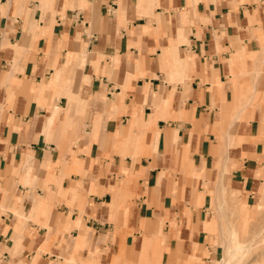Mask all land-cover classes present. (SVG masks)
I'll list each match as a JSON object with an SVG mask.
<instances>
[{
    "label": "crops",
    "instance_id": "obj_1",
    "mask_svg": "<svg viewBox=\"0 0 264 264\" xmlns=\"http://www.w3.org/2000/svg\"><path fill=\"white\" fill-rule=\"evenodd\" d=\"M221 184L264 192V0H0V264H200Z\"/></svg>",
    "mask_w": 264,
    "mask_h": 264
},
{
    "label": "rangeland",
    "instance_id": "obj_2",
    "mask_svg": "<svg viewBox=\"0 0 264 264\" xmlns=\"http://www.w3.org/2000/svg\"><path fill=\"white\" fill-rule=\"evenodd\" d=\"M239 192L228 184L210 191L213 226L209 233L213 240L208 260L200 264H220L224 259L226 264H264V196L261 189L253 199ZM234 238L241 240L242 248L232 257Z\"/></svg>",
    "mask_w": 264,
    "mask_h": 264
},
{
    "label": "bare ground",
    "instance_id": "obj_3",
    "mask_svg": "<svg viewBox=\"0 0 264 264\" xmlns=\"http://www.w3.org/2000/svg\"><path fill=\"white\" fill-rule=\"evenodd\" d=\"M239 192V191H238ZM239 193H241V192H239ZM262 195V197L264 196V192L263 193H261ZM238 195V194H237ZM230 196V195H229ZM248 206V205H247ZM232 232V231H231ZM236 231L234 230V237H235V235L237 234V233H235ZM239 233V232H238ZM240 235V234H239ZM238 235V236H239ZM236 238H237V236H236ZM236 238H234V243H235V250L233 251V252H231L232 253V255H230V256H232V257H234V256H236V255H238V252L237 251H239L241 248H242V243H241V240L238 238V239H236ZM223 239H224V237H223ZM225 244H226V242H225ZM233 244V243H232ZM225 246V245H224ZM230 250H232V248L230 249ZM230 253V254H231ZM224 257V256H223ZM222 259V258H221ZM231 259V258H230ZM228 260V259H227ZM222 263H220V264H226V259H224L223 261H221Z\"/></svg>",
    "mask_w": 264,
    "mask_h": 264
}]
</instances>
